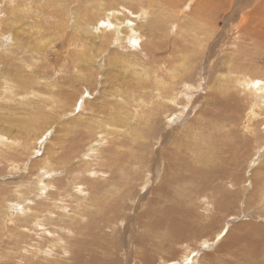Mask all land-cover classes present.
<instances>
[{"label":"rangeland","instance_id":"obj_1","mask_svg":"<svg viewBox=\"0 0 264 264\" xmlns=\"http://www.w3.org/2000/svg\"><path fill=\"white\" fill-rule=\"evenodd\" d=\"M87 1L0 0V264H15V259L20 264H74L70 256L77 242L79 249H75L81 250L82 264L92 255L118 264H264V254L255 258L252 251L253 241L264 252V182L258 181L264 174V125L254 126L252 134L244 128L252 97L230 86L234 76L249 77L262 84L264 93V0H225L223 10L209 3L217 11L201 6V0ZM109 1L108 10L115 12L124 26L130 25L124 34L136 40L119 43L122 24L117 31H103L108 34L105 44L90 47L88 71L79 74L73 65L81 51L74 46L75 41L79 43L72 30L74 19L94 25L82 17L89 12L85 8L98 10V2ZM36 5L42 6L38 16L33 14ZM114 7L121 9V14ZM25 10L26 17L21 19L19 13ZM54 17L55 24L60 21L59 28L54 26ZM20 24L24 25L14 31ZM187 68L188 82L167 78V71ZM3 71L14 75L4 76ZM154 72L162 74L157 82ZM139 79L148 82L145 87L150 85L149 89L143 92ZM157 83H175L169 84L174 104L157 96L161 95L155 90ZM50 93L55 94L54 100ZM227 94L231 96L227 98ZM165 107L170 109L164 113ZM220 114L227 123L223 141L220 130L212 127L213 137L208 143L206 126ZM112 117L123 125H115ZM173 161L178 171L171 169ZM190 163L192 173L183 170V165ZM206 172L211 176L207 178ZM220 174L228 180L222 186L224 194L231 190L222 196L225 200L229 196L233 203L226 213L217 214L210 205L201 204L207 202L203 194L219 185ZM170 175L193 179L184 189L189 197L182 198L184 221L180 222L187 229L177 243L166 238L164 229L157 231L146 225L162 221L161 212L170 204L168 200L176 202L180 197L170 195L158 202L159 192L152 191L168 183ZM201 207H205L204 212ZM107 218H112L109 227L104 223ZM203 234L204 238L200 237ZM222 241L225 246L221 253L218 247ZM27 243L39 252H48V256L23 254ZM141 251L147 262L142 260Z\"/></svg>","mask_w":264,"mask_h":264},{"label":"bare ground","instance_id":"obj_2","mask_svg":"<svg viewBox=\"0 0 264 264\" xmlns=\"http://www.w3.org/2000/svg\"><path fill=\"white\" fill-rule=\"evenodd\" d=\"M73 1H75V0H73ZM77 1V0H76ZM79 1V0H78ZM87 1V0H86ZM88 1H90V0H88ZM87 1V2H88ZM108 1V0H107ZM168 1V0H167ZM172 1V0H171ZM84 2V1H83ZM100 2V1H99ZM99 2H98V6H99V8H97V7H94L93 6V8H97L98 10H94V11H92L91 10V8L90 7H84L87 11L89 10V12H91V13H85L82 17L83 18H85V20H86V22L88 23V24H90V23H93L94 25H87V24H83V23H78L76 20H77V18L76 19H74L75 21H74V24H76L73 28H72V30L74 31V33L73 34H75V35H77L76 36V39L78 40V42L79 43H76V41L74 42V46L75 47H80V49H81V51L77 54V57L75 58V56L74 55H72L71 57H73V58H75V60H74V63H73V65H74V67H76L77 68V70H78V73L80 74V73H82V72H86V71H88V69H87V67H89V66H87V64H90L91 63V61L90 60H87V58H88V56H89V49H90V47H95V48H100V45L101 44H105V42H106V36L108 35V34H106V36L102 33L103 31H106L107 33L108 32H112V28H113V30L114 31H117L118 30V25L119 24H122L121 23V21H120V19H119V16L115 13V12H112V10H108V9H111V8H109V4H111L112 2H110V3H107V2H104V4H102V3H100L99 4ZM168 2H170V1H168ZM45 4V1H42V4ZM81 3V2H80ZM85 3V2H84ZM175 3V2H174ZM174 3H172V4H174ZM209 3L210 4H212V5H214L217 9H219V10H223L224 9V4H226L225 3V0H201L200 1V5L201 6H204V5H207L208 6V9L210 8V9H213V10H216V9H214L213 7H211L210 5H209ZM41 4V5H42ZM76 4V3H75ZM229 4V3H228ZM256 4V3H255ZM41 5H36V10L35 11H33V14H35L36 13V15L38 16L39 14H40V10L42 9V6ZM197 5V4H196ZM232 5V4H231ZM256 5H258V9L260 8V6H259V4H256ZM256 5H255V7H256ZM41 6V7H40ZM91 6V5H90ZM175 6H176V4H175ZM226 6V5H225ZM33 7V6H32ZM32 7H30V8H32ZM35 7V6H34ZM39 7V8H38ZM43 8H45V10H46V7L45 6H43ZM11 9H12V12L14 13V6L13 5H11ZM112 9H114L116 12H118V11H122L121 9H119L118 7H114V8H112ZM66 11V10H65ZM217 11V10H216ZM8 12V11H7ZM28 12V10H25L24 12H22V11H20V13H19V16H21V19H24L25 17H26V13ZM48 12V11H47ZM51 12V11H50ZM124 12H126V10L124 11ZM251 12V11H250ZM253 12H255L256 13V11H252V13ZM3 13V12H2ZM13 13H11V14H13ZM61 13V12H60ZM66 13H68V12H66ZM84 13V12H83ZM118 13H120V12H118ZM32 14V15H33ZM62 14H63V12H62ZM121 14V13H120ZM4 15V14H3ZM30 15V14H29ZM16 16V15H15ZM15 16L13 17V18H15ZM41 16V15H40ZM63 16V15H62ZM81 16V15H80ZM12 17V16H11ZM94 17H97V20L96 19H94ZM52 18H53V16H52ZM55 18V17H54ZM62 18V17H61ZM79 18H81V17H79ZM4 19V18H3ZM126 19H128V18H126ZM53 20V23L55 24V20H56V18L55 19H52ZM59 20V19H58ZM129 20H131V19H129ZM13 21H14V19L12 20V24H13ZM62 21V20H61ZM126 21V20H125ZM4 22H5V20H4ZM7 22V21H6ZM141 22H143V21H141ZM59 23H60V21L57 23V24H55L54 26L55 27H58L59 28ZM107 23H109V25H107ZM9 24V23H8ZM25 24V23H24ZM23 24V25H24ZM145 24V23H144ZM22 24H20V26L17 28H15V29H13L14 31H16V30H18L19 28L21 29V27L23 26ZM7 26H9V25H7ZM27 26V25H26ZM96 26H98V28H96ZM122 26H123V28L119 31V34H123V36H122V41L121 42H119L120 44L122 43V42H125V43H127V42H129L130 40H133V39H135L134 37H132V39H130V38H128V36H127V34H124V33H127L128 31H130V25L128 26V24H127V26H124V24H122ZM140 26L141 25H139V28H140ZM146 26V25H145ZM12 27V26H11ZM10 27V28H11ZM147 27V26H146ZM151 27V26H150ZM139 28H138V30H139ZM152 28V27H151ZM96 29H97V31H96ZM137 30V29H136ZM144 30V29H143ZM152 30H153V28H152ZM142 31V30H141ZM63 32V31H62ZM136 32V31H135ZM139 32H140V30H139ZM139 32H137V33H139ZM153 32V31H152ZM64 33V32H63ZM144 33V31H142V34ZM141 34V33H140ZM148 35H149V33H148ZM127 36V37H126ZM131 36H134V34H131ZM198 37H199V34L197 35ZM204 36H205V34H204ZM136 37V36H135ZM53 39H55V37H52ZM137 38V37H136ZM185 38V37H184ZM126 39H128V41L126 42ZM139 39V38H138ZM198 39V38H197ZM136 40V39H135ZM0 41H2V36H0ZM175 41V40H174ZM180 42H182V41H180ZM124 43V44H125ZM185 43V42H184ZM122 45V44H121ZM179 46H181V45H179ZM120 47V46H119ZM127 47V46H126ZM120 48H122V47H120ZM179 48V47H178ZM175 49V48H174ZM183 49V48H182ZM181 49V47H180V49L179 50H182ZM178 50V51H179ZM177 51V52H178ZM173 52V51H172ZM163 54H165V53H163ZM173 54V53H172ZM183 54V53H182ZM69 55V54H68ZM68 55L66 56V57H68ZM182 56V55H181ZM180 58H182V57H180ZM9 60L10 61H12V60H14V57L13 56H9ZM182 61V60H181ZM183 62V61H182ZM73 67V68H74ZM185 67H186V65H185ZM169 68V67H168ZM179 70V69H178ZM188 70H189V68H187V69H184V71L182 70V71H175V70H170V71H167V78L169 79V78H171V79H173V78H175L176 80H180V81H177V82H188V77L186 76L187 75V73H188ZM146 72V71H145ZM153 72V71H152ZM152 72H150L151 74H152ZM145 74H147V73H144V75ZM150 74V75H151ZM154 74H155V72H154ZM186 74V75H185ZM191 74V73H190ZM189 74V75H190ZM2 75H4V76H7V77H11L12 75H14V73L12 74V75H9L8 74V71H3L2 72ZM161 72H158L157 74H155V75H153V77L156 79V82H157V80H159L160 78H161ZM19 76V75H18ZM28 76V75H27ZM185 76L187 77V78H185ZM191 76V75H190ZM26 77V76H25ZM146 77H147V75H146ZM164 77V76H163ZM27 78V77H26ZM37 78V77H36ZM149 78V77H148ZM190 78V77H189ZM7 79V78H6ZM20 79V78H19ZM18 79V81H20ZM81 79H83V78H81ZM147 79V78H146ZM165 79V78H164ZM140 81L138 82V86L140 87V89L143 91V90H146L147 89V87H145V85H147V83H145V82H143V80L142 79H139ZM141 80H142V82H141ZM200 80V79H199ZM29 81L31 82V80L29 79ZM34 80H32V82H33ZM138 81V80H137ZM169 81V80H168ZM28 82V81H27ZM30 82H28V83H30ZM34 83V82H33ZM164 83V82H163ZM136 84V83H135ZM149 84V83H148ZM161 84V83H160ZM168 84V85H167ZM167 84H165V85H158V83H157V86L155 87V90H157L158 92H160V94L162 95H159V94H157V96H159V97H162L164 100L166 99L167 100V102H169V103H171V104H174L175 103V101H176V99H175V97L173 96V90H172V87L171 86H173L175 83H167ZM169 84L171 85V86H169ZM29 85V84H28ZM137 85V84H136ZM11 86V85H10ZM30 86V85H29ZM159 86V87H158ZM230 86L233 88V89H240L241 91H243V92H247L251 97H252V99H251V101H250V105H249V107H248V114H249V117H248V119H246L245 120V124H244V128L246 129V130H248V132L250 131L251 132V134L254 132V129H253V127L254 126H258V125H260V126H262V125H264V93H263V88H262V84H261V86L260 85H258V84H256V83H254V82H252L251 81V79L248 77V78H243V77H241V76H234V77H232L231 78V80H230ZM242 86H243V88L244 87H246V88H249L250 87V89L251 90H248V89H246V91H244L243 89H242ZM8 87H9V85H8ZM134 87V86H133ZM149 87H150V85H149ZM149 87H148V89H149ZM152 87V86H151ZM138 88V87H137ZM6 90V89H5ZM154 90V87H152V91ZM154 90V91H155ZM7 91V90H6ZM144 92V91H143ZM157 92V93H158ZM41 93V92H40ZM136 94H138L137 92H136ZM57 95V94H56ZM228 96H226L227 98H229L230 96H231V94H227ZM33 96V95H32ZM61 96H62V94H61ZM138 96V95H137ZM49 97H50V99L51 100H54V98H55V94H52V93H50V95H49ZM136 97V96H135ZM153 97V96H152ZM38 98V97H37ZM63 98V97H62ZM126 98V97H125ZM138 98V97H137ZM162 100V99H161ZM56 101V100H55ZM143 100H141L140 99V102H142ZM154 101V100H153ZM40 102V101H39ZM61 102V101H60ZM127 102V101H126ZM133 102H135V98H133ZM149 102V101H148ZM44 103V102H43ZM113 103H114V101H113ZM129 103V102H128ZM128 103H126V104H128ZM187 103V102H186ZM58 104H59V102H58ZM109 104H111V103H109ZM125 104V105H126ZM148 104V103H147ZM166 104V103H165ZM188 104V103H187ZM217 104H219V103H217ZM216 104V105H217ZM115 105V104H114ZM131 105V104H130ZM161 105V104H160ZM169 105V104H168ZM183 105V104H182ZM182 105H181V107H182ZM191 105H192V103H191ZM221 105L223 106L222 108L223 109H226V107L224 106V104L223 103H221ZM112 106V105H111ZM121 106V105H120ZM127 106V105H126ZM162 106V105H161ZM179 106V105H178ZM116 107V106H115ZM115 107H112L113 108V110H115ZM128 107V109H129V106H127ZM163 107H164V105H163ZM173 107H174V105H173ZM176 107V106H175ZM180 107V108H181ZM188 106H186V108H187ZM237 107V106H236ZM94 108V107H93ZM104 108V107H103ZM124 108H126V107H124ZM157 108H159V106L157 107ZM166 108V107H165ZM164 108V109H165ZM172 108V107H171ZM132 109V108H131ZM162 109V108H161ZM170 108L169 107H167L166 109H165V111H164V113L167 111V110H169ZM182 110H184L185 111V108H182ZM102 111V110H101ZM128 111V110H127ZM114 112V111H113ZM177 112V110L175 111V113ZM98 113V112H97ZM96 113V114H97ZM101 113V112H100ZM123 113V112H122ZM126 113V112H125ZM141 113L143 114V112L141 111ZM162 113V112H161ZM173 113H174V111H173ZM105 114H106V112H105ZM115 114V113H114ZM130 114V113H129ZM141 114V115H142ZM160 114V113H159ZM169 114V113H168ZM167 114V115H168ZM185 114H187V113H185ZM247 114V115H248ZM153 115V114H152ZM177 115H180V114H177ZM100 116H101V114H100ZM114 116V115H113ZM123 116H124V113H123ZM143 116V115H142ZM171 115H169V117H170ZM245 116V115H244ZM118 117H120V115L118 116ZM149 117V116H148ZM163 117V116H162ZM96 118H98V117H96ZM116 118V117H115ZM115 118H113L112 117V120H114ZM139 118V117H138ZM143 118V117H142ZM100 119H101V117H100ZM108 119H109V117H108ZM111 119V118H110ZM122 120H123V118H121ZM129 119H131V118H129ZM145 119V118H144ZM172 119H173V116H172ZM220 119H221V121H220ZM120 120V119H119ZM136 120H137V118H136ZM146 120V119H145ZM153 120V119H152ZM169 120H170V118H169ZM111 121V120H110ZM115 121V125H118V126H122L123 124L122 123H124V122H122V123H120L118 120H114ZM113 121V122H114ZM140 121H141V119H140ZM151 121V120H150ZM255 121V122H254ZM109 122V121H108ZM149 122V121H148ZM229 122L231 123L232 121L229 119ZM129 123V122H128ZM137 123V122H136ZM81 124V123H80ZM142 124V123H141ZM234 124V123H233ZM112 125V124H111ZM152 126V125H151ZM106 127H108V126H106ZM105 127V128H106ZM145 127V126H144ZM212 127H215V128H217V129H219L220 131V138L222 139L223 138V132L225 131L224 129H226V127H227V123L224 121V119L222 118V116H221V114H220V116H219V119H216V120H213V123L211 124V122H209L208 124H207V126H206V130H208V134H207V137H208V143L210 142V141H212ZM110 128V127H109ZM113 128H115V127H113ZM113 128H111V129H113ZM105 129H103V131H104ZM117 130V129H116ZM119 130V129H118ZM131 130V129H130ZM94 131V130H93ZM102 133V132H101ZM126 133H127V131H126ZM103 135V134H102ZM105 135V134H104ZM117 135V134H116ZM167 135V134H166ZM168 136V135H167ZM219 138V139H220ZM220 139V140H221ZM114 140V139H113ZM165 140V139H164ZM163 140V141H164ZM170 140V139H169ZM175 140V139H174ZM207 140V139H206ZM215 140V139H214ZM217 140V139H216ZM215 140V141H216ZM180 141V140H179ZM214 141V142H215ZM218 141V140H217ZM216 141V142H217ZM222 141H223V139H222ZM221 141V142H222ZM117 142H119V141H117ZM167 142V141H166ZM176 142V141H175ZM178 142V141H177ZM213 142V143H214ZM219 142V141H218ZM122 143V142H121ZM120 143V144H121ZM172 143V142H171ZM181 143V141L180 142H178V144H180ZM175 144V143H174ZM177 144V145H178ZM113 145V144H112ZM176 144H175V146H177ZM209 145H212L211 143L209 144ZM215 145V144H214ZM174 145H173V147H175ZM180 146H182V145H180ZM180 146H178L179 148H180ZM216 146V145H215ZM94 147V146H93ZM175 149H176V147H175ZM181 149V148H180ZM179 149V150H180ZM117 150V149H116ZM170 150V149H169ZM177 150V149H176ZM176 150H174V151H176ZM97 151V150H96ZM100 151V150H99ZM181 151V150H180ZM64 152V151H63ZM113 152V151H112ZM117 153V152H116ZM175 153V152H174ZM111 154V153H110ZM162 154V153H161ZM160 154V155H161ZM170 154H172V153H170ZM180 154V153H179ZM109 155V154H108ZM130 155L131 154H129V156H128V158H126V159H129L130 158ZM163 155V154H162ZM162 155H161V157H162ZM53 157V156H52ZM120 157H122V155L120 156ZM171 157V156H170ZM124 159V158H123ZM174 159V158H173ZM162 160H163V158H162ZM129 161V160H128ZM172 161V160H171ZM127 162V161H126ZM175 161H173L172 163H173V166H172V168L171 169H174L173 170V172L175 171V169H177L176 168V165H178V164H176V163H174ZM182 162V161H181ZM180 162V163H181ZM189 162V161H188ZM90 163V162H89ZM124 163V162H123ZM185 163H187V161L185 162ZM81 164V163H80ZM118 164H119V162H118ZM144 164V163H143ZM218 164V163H217ZM85 165V164H84ZM124 164H122L120 167L121 168H124L125 166H123ZM221 165V164H220ZM69 166V165H68ZM181 166V165H180ZM112 167V166H111ZM77 168V167H76ZM183 170L185 171V169H186V171L188 172V173H192V171H193V169H194V166L190 163L189 165H183ZM171 169H169V170H171ZM259 169V168H258ZM123 170V169H122ZM75 171H76V169H75ZM112 171H115L114 170V167H113V170ZM177 171H178V169H177ZM176 171V172H177ZM180 171V170H179ZM168 172V171H167ZM170 172V171H169ZM172 172V171H171ZM180 172H182V171H180ZM203 172H205V171H203ZM257 172V171H256ZM209 173V172H208ZM207 172H206V174H208ZM212 173V172H211ZM214 173H216V172H214ZM74 174H75V172H74ZM183 174V173H182ZM203 174V173H202ZM205 174V173H204ZM72 175V174H71ZM167 175H168V173H167ZM172 175H175V174H173L172 173ZM172 175H170V177L169 178H171V176ZM197 174H195V176H196ZM209 175L210 174H208V176H207V178L209 177ZM216 175V174H215ZM260 175H262L261 176V178L260 179H258V181L260 182V183H263L264 182V178H263V176H264V174H260ZM74 176V175H73ZM91 176V175H90ZM187 176V175H186ZM205 176V175H204ZM211 176V175H210ZM214 176V175H213ZM176 177V178H175ZM180 177H181V175H180ZM201 177V176H200ZM257 177V176H256ZM66 178V177H65ZM128 178V177H127ZM146 178V177H145ZM212 178H214V177H212ZM216 178V177H215ZM72 179V178H71ZM142 179H144V178H142ZM203 179V178H202ZM210 179V178H209ZM208 179V180H209ZM225 179V178H224ZM223 178H221V174H220V177H218L217 178V180L218 181H220V182H223V184H221L220 185V183L218 182V181H216V184H219L217 187H215L216 185H214V187L213 188H211V189H209V192H211L210 190H212L213 192V194L212 193H205V194H203V197H202V199H204V198H206V200H207V202L205 203V204H201L202 206L203 205H205L206 206V204L207 205H210V210H212L214 213H226L227 212V210H228V207H229V204H232L233 202L232 201H229V199H230V197L228 196V200H225V194L227 193H225L224 194V191H225V189H223V185L225 186L227 183H228V180L226 179V180H224ZM68 180V179H67ZM203 180H206V179H203ZM105 181V180H104ZM150 181V180H149ZM198 181V180H197ZM210 181V180H209ZM211 181H213V179L211 180ZM256 181V180H255ZM122 182V181H121ZM202 182V181H201ZM208 182V181H207ZM215 182V181H214ZM224 182H226V183H224ZM148 183V182H147ZM191 183H193V179L192 178H189V179H185V180H183L182 178H179V177H177V175L176 176H172V179H170L169 181H168V183H163V184H161V186L159 187V188H155V189H153L152 191H154V190H156L157 189V191L156 192H159L158 194L161 196V197H158L157 198V196H156V198H157V201L159 202H161V201H163V200H168V196H175V197H177V196H180V197H177L178 198V200L175 202V201H172V200H168L169 202H170V204L169 205H167V206H165L164 208H163V211L161 212V215H162V221H158V222H152V223H149V224H146L147 225V227L149 228V229H159V228H162V230L164 229V234L167 236H165L166 238H173V239H175V241L176 240H183L182 238L183 237H185V232H186V229H187V226H186V224L184 223V222H180L181 220L182 221H184L182 218H183V214L184 213H182V211H181V209L183 208V205L185 204L184 203V201L182 200V198L183 197H187L188 196V193L186 194V193H184V189H186L187 187H189V184H191ZM123 184V183H122ZM150 184V183H149ZM155 184V183H154ZM183 184H185V186L183 185ZM210 184V183H209ZM208 184V185H209ZM235 183L234 182H230V185H234ZM124 185V184H123ZM142 185H143V182H142ZM141 185V186H142ZM196 185V184H195ZM195 185H193V186H195ZM199 185V184H198ZM77 186V185H76ZM200 186V185H199ZM205 186H206V184H205ZM72 188V187H71ZM209 188V187H208ZM263 188V187H262ZM142 189V188H141ZM191 189V188H190ZM205 189V188H204ZM113 190V189H112ZM111 190V191H112ZM135 190V189H134ZM144 190V189H143ZM188 190V189H187ZM194 190V189H193ZM208 190V189H207ZM207 190H206V192H207ZM264 190V189H263ZM117 191V190H116ZM195 191V190H194ZM202 192L204 191V190H201ZM227 191V190H226ZM229 191H231V190H229ZM229 191H228V193H229ZM88 192V191H87ZM151 192V191H150ZM156 192H154V193H156ZM192 192V191H191ZM233 192V191H232ZM261 192H262V189H261ZM227 193V194H228ZM263 193H264V191H263ZM110 194H111V192H110ZM191 194V193H190ZM225 195L224 197L222 196V195ZM231 194V193H230ZM114 195V194H113ZM124 195V194H123ZM153 195H155V194H153ZM177 195V196H176ZM199 195V194H198ZM197 195V196H198ZM231 195H234V194H231ZM236 195V194H235ZM128 196V195H127ZM200 196V195H199ZM264 196V195H263ZM263 196H261V197H263ZM101 197V196H100ZM154 197V196H153ZM189 197V196H188ZM223 197V198H222ZM177 198H175V200L177 199ZM192 198H193V196H192ZM236 198V197H235ZM98 199V198H97ZM96 199V200H97ZM174 199V198H173ZM227 199V198H226ZM232 199V198H231ZM230 199V200H231ZM263 199H264V197H263ZM93 200V199H92ZM105 200V199H104ZM103 200V201H104ZM107 200V199H106ZM190 200V199H189ZM257 200V199H256ZM191 202H192V200H190ZM201 201V200H200ZM104 202H106V201H104ZM155 202V201H154ZM166 202V201H165ZM205 202V201H204ZM249 202V201H248ZM258 202V201H257ZM94 203H96V201L94 202ZM190 203V202H189ZM200 203V202H199ZM108 204V203H107ZM168 204V203H167ZM263 204V203H262ZM95 205V204H94ZM197 205H198V203H197ZM102 206V205H101ZM232 206V205H231ZM123 207V206H122ZM193 207V206H192ZM207 207V206H206ZM235 207V206H234ZM97 208H98V206H97ZM112 208V207H111ZM185 208V207H184ZM256 208V207H255ZM261 208V207H260ZM113 209V208H112ZM117 209V208H116ZM120 209V208H119ZM118 209V210H119ZM194 209H197V208H194ZM111 210V209H110ZM122 210H123V208H122ZM40 211V210H39ZM38 211V212H39ZM95 211H97V210H95ZM94 211V212H95ZM113 211H114V209H113ZM149 211V210H148ZM153 211V210H152ZM156 211V210H155ZM155 211H154V213H155ZM195 211V210H194ZM201 211L202 212H204L205 211V207L204 208H202L201 207ZM36 213H34L33 212V215L34 214H37V211H35ZM147 212V211H146ZM198 212V211H197ZM196 212V213H197ZM40 213H42V212H40ZM96 213V212H95ZM158 213V212H157ZM199 213V212H198ZM206 213V212H205ZM114 214V213H113ZM144 214V213H143ZM159 214V213H158ZM210 214H211V212H210ZM40 215V214H39ZM42 215V214H41ZM98 215V214H97ZM160 215V216H161ZM165 215H167L166 217H168L166 220H165ZM224 215V214H223ZM37 216V215H36ZM35 216V217H36ZM88 216H90V215H88ZM116 216V215H115ZM144 216V215H143ZM154 216H156V215H154ZM40 217V216H39ZM39 217H37V218H39ZM81 217V216H80ZM119 217V216H118ZM153 217V216H152ZM204 217V216H203ZM211 217H213L212 215H211ZM25 218V217H24ZM27 218V217H26ZM30 218V217H29ZM34 218V217H33ZM83 218V217H82ZM89 218V220L91 219V217H88ZM116 218V217H115ZM148 218H150V216L148 217ZM20 219V218H19ZM19 219H16V220H19ZM36 219V218H35ZM86 219V218H85ZM112 219V218H111ZM110 218H107V219H105V224L109 227V226H111L113 223H112V220H111ZM155 219V218H154ZM205 219V218H204ZM206 219H207V217H206ZM21 220V219H20ZM37 220V219H36ZM36 220H34L35 222H36ZM87 220V219H86ZM146 220V219H145ZM198 220H200V221H202V219L201 218H199ZM213 220V219H212ZM34 221H32V222H34ZM39 219H38V223H39ZM81 221V220H80ZM205 221H207V220H205ZM214 221V220H213ZM88 222V221H87ZM94 222V221H93ZM141 222H143V221H141ZM145 222V221H144ZM143 222V223H144ZM188 222V221H187ZM37 223V224H38ZM78 223V222H77ZM112 223V224H111ZM142 223V224H143ZM209 223V222H208ZM73 224V223H72ZM213 224V223H212ZM78 225V224H77ZM106 225H105V227H106ZM141 225V224H140ZM78 226H80V225H78ZM94 226V225H93ZM214 226V225H213ZM224 226V225H223ZM248 226H250L249 224H248ZM70 227V226H69ZM75 227H77V226H75ZM147 227L146 228H144V229H147ZM222 227V226H221ZM33 228H35L34 226L32 227V229ZM78 228V227H77ZM81 228V227H80ZM79 228V229H80ZM104 228V227H103ZM234 228V227H233ZM241 228V227H240ZM239 228V229H240ZM252 228V227H251ZM255 228V227H254ZM256 228H257V226H256ZM255 228V229H256ZM262 228H264V227H262ZM59 229V228H58ZM74 229L75 228H73V229H71V231H74ZM87 229H89V228H87ZM109 229V228H108ZM221 229V228H220ZM35 229H33V231H34ZM81 230H82V228H81ZM143 230V229H142ZM155 230V231H156ZM200 230V229H199ZM231 230V229H230ZM244 230V229H243ZM257 230V229H256ZM258 230H259V232H261L262 231V229H260V228H258ZM37 231V230H36ZM67 231V230H66ZM65 231V232H66ZM76 231H77V229H76ZM146 231V230H145ZM158 231V230H157ZM233 231V230H232ZM231 231V232H232ZM31 232H32V230H31ZM35 232V231H34ZM51 232V231H50ZM79 232V231H78ZM253 232V231H252ZM254 232H255V230H254ZM253 232V233H254ZM256 232H258V231H256ZM255 232V233H256ZM263 232H264V230H263ZM37 233H38V231H37ZM52 233V232H51ZM152 233H154V232H152ZM160 233V232H159ZM162 233V232H161ZM214 233V232H213ZM217 233H219L218 231H217ZM254 233V234H255ZM35 234V233H34ZM55 234H57V233H55ZM54 234V235H55ZM79 234V233H78ZM230 234V233H229ZM258 234H260V233H258ZM53 234H52V236H54ZM151 235V234H150ZM155 235V234H154ZM153 235V236H154ZM156 235H159L158 234V232L156 233ZM155 235V236H156ZM231 235V234H230ZM230 235H228V237L230 236ZM235 235V234H234ZM160 236V235H159ZM31 237H33V236H31ZM36 237H38L37 236V234H36ZM200 237H203L204 238V234H203V236L202 235H200ZM214 237V236H213ZM253 237V236H252ZM255 237V236H254ZM257 237V236H256ZM29 238V237H28ZM27 238V239H28ZM58 238V237H57ZM160 238H161V236H160ZM215 238V237H214ZM226 238V237H225ZM230 238V237H229ZM257 238H260V236L259 237H257ZM32 239V238H31ZM30 239V240H31ZM60 239V238H59ZM58 239V240H59ZM66 239V238H65ZM65 239L63 240V241H65ZM97 239V238H96ZM101 239V238H100ZM165 239V238H164ZM228 238H226V240H227ZM241 239V238H240ZM29 239H28V241H30ZM34 240V239H33ZM57 240V239H56ZM171 240V239H170ZM249 240V239H248ZM257 240V239H256ZM262 241L264 240V239H261ZM24 241H26V239L24 240ZM47 241V240H46ZM45 241V239H44V242H46ZM60 241H62V239L60 240ZM185 241V240H184ZM202 241H204V240H202ZM206 241V240H205ZM245 241V240H244ZM251 241H252V238H251ZM251 241H250V243H251ZM259 241V240H258ZM33 242H35V241H33ZM38 242V241H37ZM183 242V241H182ZM182 242H180V243H182ZM224 241H222V242H220V245H219V247H218V251L219 252H223V250H224V243H223ZM25 243V242H24ZM48 243V242H47ZM59 243V242H58ZM75 243V242H74ZM78 243V242H77ZM75 243V245L74 246H76V247H74V249L76 248V249H79L78 247H79V245H80V243ZM176 243H177V241H176ZM179 243V242H178ZM186 243V242H185ZM227 243V242H226ZM233 243V242H232ZM246 243H248V242H246ZM28 244H30V243H27V244H24V248H25V251H23V254H33V255H38L36 252H38L40 255H43L44 257L45 256H48V252L46 253H44V252H39V250L36 248V246H34L35 248H33V247H29L28 246ZM38 244V243H37ZM36 244V245H37ZM61 244V243H60ZM183 244V243H182ZM234 244V243H233ZM245 244V243H244ZM32 245H33V243H32ZM186 245V244H185ZM240 245V244H239ZM243 245V244H242ZM241 245V246H242ZM246 245V244H245ZM252 245L254 246V249L252 250L254 253V256L253 257H255V258H259L261 255H263L264 254V252L262 251V248H261V246L260 245H258L257 244V242H254L253 243V241H252ZM251 244H250V247L252 246ZM78 246V247H77ZM231 246V245H230ZM240 246V247H241ZM37 247H38V245H37ZM159 247V246H158ZM233 247V246H232ZM235 247H236V244H235ZM247 247H248V244H247ZM246 247V248H247ZM32 248L34 249L33 251H35V253L33 252L32 253ZM41 248V247H40ZM36 249L38 250V251H36ZM72 250V254H71V258L74 260V264H82V261H83V258H82V256H81V250ZM80 249H81V247H80ZM83 249V248H82ZM232 249H234V248H231V250ZM41 250L43 251V248H41ZM45 250V249H44ZM84 250V249H83ZM172 251V250H171ZM230 251V250H229ZM234 251V250H233ZM168 253H169V251H167ZM250 252V251H249ZM141 254H140V256H141V258H142V260H144V262H147V256H146V254H145V252L144 251H141L140 252ZM171 253V252H170ZM230 253H232V252H230ZM246 253V252H245ZM240 254V253H239ZM51 256V255H50ZM93 256V255H92ZM92 256L90 257V259L89 260H87V261H89V262H85V264H116L117 262H116V260H113V261H109V260H107V259H105V260H107V261H105L103 258L102 259H98L97 257H94L93 256V258H92ZM167 256H169V255H167ZM247 256V255H246ZM43 257V258H44ZM117 257V256H116ZM171 257H173V255L171 256ZM170 257V258H171ZM244 257V256H243ZM16 258V257H15ZM24 257H20V259H23ZM46 258V257H45ZM111 258H112V256H111ZM110 258V259H111ZM241 258H242V256H241ZM245 258V257H244ZM113 259V258H112ZM29 260V259H28ZM27 260V261H28ZM232 260V259H231ZM243 260V259H242ZM245 261V260H244ZM247 261V260H246ZM15 264H20V261H19V259H15ZM118 264V263H117ZM131 264H135L133 261L131 262ZM220 264V263H219ZM256 264H258V263H256Z\"/></svg>","mask_w":264,"mask_h":264}]
</instances>
